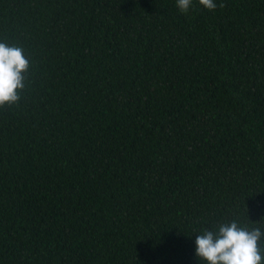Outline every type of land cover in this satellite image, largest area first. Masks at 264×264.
<instances>
[{
    "label": "trees",
    "instance_id": "obj_1",
    "mask_svg": "<svg viewBox=\"0 0 264 264\" xmlns=\"http://www.w3.org/2000/svg\"><path fill=\"white\" fill-rule=\"evenodd\" d=\"M215 3L0 0L31 62L0 108V264H206L205 229L264 233V0Z\"/></svg>",
    "mask_w": 264,
    "mask_h": 264
},
{
    "label": "clouds",
    "instance_id": "obj_2",
    "mask_svg": "<svg viewBox=\"0 0 264 264\" xmlns=\"http://www.w3.org/2000/svg\"><path fill=\"white\" fill-rule=\"evenodd\" d=\"M182 13H188L193 0H176ZM209 10L217 8L215 0H199ZM223 8L225 5L220 4ZM31 62L20 46L0 41V108L18 105L26 88ZM264 233L259 227L249 229L237 221L221 224L218 231L205 229L196 237V255L206 264H264L259 242Z\"/></svg>",
    "mask_w": 264,
    "mask_h": 264
}]
</instances>
